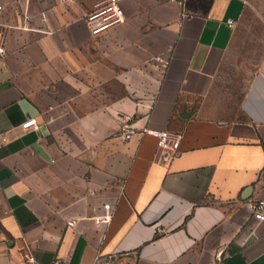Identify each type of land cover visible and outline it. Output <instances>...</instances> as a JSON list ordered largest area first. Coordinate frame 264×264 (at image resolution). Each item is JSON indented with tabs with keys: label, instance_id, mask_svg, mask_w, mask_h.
Segmentation results:
<instances>
[{
	"label": "crops",
	"instance_id": "crops-1",
	"mask_svg": "<svg viewBox=\"0 0 264 264\" xmlns=\"http://www.w3.org/2000/svg\"><path fill=\"white\" fill-rule=\"evenodd\" d=\"M101 1L0 0V264H264V0Z\"/></svg>",
	"mask_w": 264,
	"mask_h": 264
},
{
	"label": "built area",
	"instance_id": "built-area-1",
	"mask_svg": "<svg viewBox=\"0 0 264 264\" xmlns=\"http://www.w3.org/2000/svg\"><path fill=\"white\" fill-rule=\"evenodd\" d=\"M64 2H70L74 0H61ZM120 0H103L95 4L94 9L87 12L83 19L86 26L92 35H98L112 27L119 25L124 22L125 16L123 9L119 3ZM3 10V6L0 5V15ZM228 24L233 25L232 20H228ZM6 54V47L0 42V58L4 57ZM154 60H159V57H154ZM166 62H163V66ZM24 129L29 127H36L35 118L27 119L22 123ZM146 132V129H143ZM137 129L132 127V125H122L118 131V136L122 139H128L130 136L134 135ZM152 134L157 138V162L170 163L172 162L180 153L179 143L181 139L180 133H173L168 130L154 131ZM252 216L262 221L264 220V201H256L252 204ZM108 211L111 210L109 205H106ZM110 220V215H104L97 219L98 222L107 224ZM73 221H68V225H73ZM28 263L35 262L32 256L27 257ZM50 264H72L65 259H55ZM94 264H108L107 261H102L100 257H97Z\"/></svg>",
	"mask_w": 264,
	"mask_h": 264
},
{
	"label": "rangeland",
	"instance_id": "rangeland-1",
	"mask_svg": "<svg viewBox=\"0 0 264 264\" xmlns=\"http://www.w3.org/2000/svg\"><path fill=\"white\" fill-rule=\"evenodd\" d=\"M120 130V129H119Z\"/></svg>",
	"mask_w": 264,
	"mask_h": 264
}]
</instances>
